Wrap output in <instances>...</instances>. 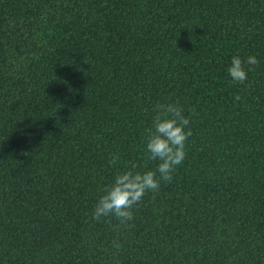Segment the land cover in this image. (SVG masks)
I'll return each mask as SVG.
<instances>
[{
    "label": "trees",
    "instance_id": "16d2710c",
    "mask_svg": "<svg viewBox=\"0 0 264 264\" xmlns=\"http://www.w3.org/2000/svg\"><path fill=\"white\" fill-rule=\"evenodd\" d=\"M169 100L186 157L117 251L93 207ZM0 264H264V0H0Z\"/></svg>",
    "mask_w": 264,
    "mask_h": 264
},
{
    "label": "clouds",
    "instance_id": "9594fccd",
    "mask_svg": "<svg viewBox=\"0 0 264 264\" xmlns=\"http://www.w3.org/2000/svg\"><path fill=\"white\" fill-rule=\"evenodd\" d=\"M258 64L254 55L232 56L227 68L231 82L243 84L248 72ZM235 99L239 100V95ZM189 111L195 114V108ZM154 112L151 126L144 132L146 158L142 163L132 161L123 171H117L112 182L102 188L91 213L93 221L105 220L109 224L116 235L111 244L117 251L122 247L120 237L132 227L136 207L145 195L151 193V198L155 199L161 185L172 182L173 174L186 157L188 139L193 135L190 116L185 115L179 100L157 103ZM119 160V154H113L109 164L114 165ZM149 162H155V168L148 167Z\"/></svg>",
    "mask_w": 264,
    "mask_h": 264
}]
</instances>
